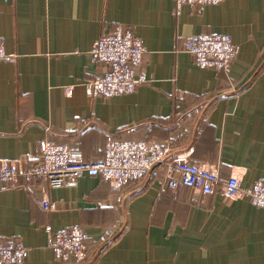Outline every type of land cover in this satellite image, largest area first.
Segmentation results:
<instances>
[{"label": "crops", "instance_id": "0c3cea01", "mask_svg": "<svg viewBox=\"0 0 264 264\" xmlns=\"http://www.w3.org/2000/svg\"><path fill=\"white\" fill-rule=\"evenodd\" d=\"M0 0V168L31 167L43 140L84 161L104 159L109 135L146 140L236 177L264 181V0ZM131 25L146 52L132 93L91 95L107 68L95 41ZM228 33L239 49L227 69L201 67L190 35ZM49 203L45 208L44 203ZM80 226L83 258L58 257L51 231ZM0 239L30 248L24 264H264V207L249 198L167 184L166 171L121 185L82 176L53 188L0 185Z\"/></svg>", "mask_w": 264, "mask_h": 264}, {"label": "built area", "instance_id": "2783aa9c", "mask_svg": "<svg viewBox=\"0 0 264 264\" xmlns=\"http://www.w3.org/2000/svg\"><path fill=\"white\" fill-rule=\"evenodd\" d=\"M174 13H180L184 4L206 5L223 0H174ZM186 50L191 53L201 67L227 69L237 58L239 49L228 33H198L190 35L185 41ZM146 49L133 30V26L117 24L110 32L102 34L93 44V60L106 65L105 71L87 83L91 95L115 97L134 92L143 82L135 68L143 63ZM8 54L5 42L0 38V61L13 60ZM166 167L169 187L175 189L188 186L205 194L224 192L235 198H249L252 203L264 207V181H257L251 187H243L236 177H222L218 170H211L188 157L174 153L146 140L117 139L108 136L104 159L84 161L66 145L43 140L39 154L28 168L6 163L0 168V185H17L20 179L27 182L34 178L48 181L53 188L76 182L82 176L101 177L121 185L130 179H142ZM45 202L44 207L48 208ZM50 245L61 258L85 255L86 232L80 226L60 231H51ZM30 248L15 239H0V264H24Z\"/></svg>", "mask_w": 264, "mask_h": 264}, {"label": "trees", "instance_id": "16d2710c", "mask_svg": "<svg viewBox=\"0 0 264 264\" xmlns=\"http://www.w3.org/2000/svg\"><path fill=\"white\" fill-rule=\"evenodd\" d=\"M149 142V141H148ZM176 152V151H175ZM177 153V152H176ZM191 160V159H190ZM191 161H193V160H191ZM193 162H195V161H193ZM160 170H162V171H166V167L165 166H161V167H159L158 168V171H160ZM211 170H214V169H211ZM216 170V169H215ZM158 171H156L155 173H157Z\"/></svg>", "mask_w": 264, "mask_h": 264}]
</instances>
